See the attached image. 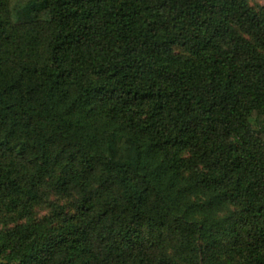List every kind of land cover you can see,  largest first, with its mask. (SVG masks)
<instances>
[{
	"label": "trees",
	"instance_id": "1",
	"mask_svg": "<svg viewBox=\"0 0 264 264\" xmlns=\"http://www.w3.org/2000/svg\"><path fill=\"white\" fill-rule=\"evenodd\" d=\"M0 201V264H264V8L0 0Z\"/></svg>",
	"mask_w": 264,
	"mask_h": 264
},
{
	"label": "rangeland",
	"instance_id": "2",
	"mask_svg": "<svg viewBox=\"0 0 264 264\" xmlns=\"http://www.w3.org/2000/svg\"><path fill=\"white\" fill-rule=\"evenodd\" d=\"M247 1L255 11H260L262 8H264V0ZM175 53L181 56H186V54L180 50H176ZM180 155L185 160H192L191 155L188 152H182ZM185 173L189 175L190 171L188 170ZM5 204L6 203H4L3 201H0V233L12 230L19 224H23L28 220V218H18L19 211L23 209L22 207H24V205L26 204L19 205L18 209L15 212L10 211ZM73 204L74 201L71 198L51 195V198L47 203L39 205L29 204L26 208L28 213H30V221H32V223H37L44 217L51 216L52 213H56L55 215L59 214L60 212H64L67 214L73 213ZM238 261L242 264L243 259L238 258Z\"/></svg>",
	"mask_w": 264,
	"mask_h": 264
}]
</instances>
